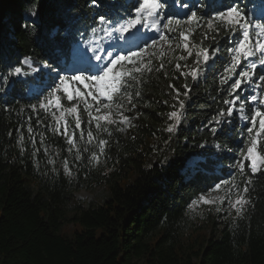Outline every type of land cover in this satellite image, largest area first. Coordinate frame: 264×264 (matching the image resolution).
Segmentation results:
<instances>
[{"label": "trees", "instance_id": "obj_1", "mask_svg": "<svg viewBox=\"0 0 264 264\" xmlns=\"http://www.w3.org/2000/svg\"><path fill=\"white\" fill-rule=\"evenodd\" d=\"M33 3L39 6V19L35 26L25 29L21 25L28 21L25 16ZM99 3V8H93L89 0H0V44L6 53L0 59V73L6 74L9 67L31 59V67L23 65L27 74L21 79L11 77L8 89L0 93V264H264V171L252 177L247 193L250 202L242 215L237 216L234 209L227 215L207 205L188 210L205 185L221 177L218 169L212 175L214 158L236 156V152L221 153L217 145L236 149L244 145L238 137L247 136L239 121L225 137L219 132L214 137L204 127L221 107L227 108L219 85V72L228 56L225 32L216 36V42L211 39L214 32L204 39L203 33L208 31L205 24L190 37V47L196 46L192 47L193 57L179 60V56H187L183 49L174 63L165 57L153 59V71L146 72L139 85L131 82L135 108L124 113L133 119L128 130L118 125L110 126V136L97 133L94 124L87 125L81 105L85 121V139L81 140L80 130L68 116L70 131H75L81 150L78 162L75 149L69 152L65 137L53 131L51 114L41 110L37 115L28 107L37 99L30 95L27 85L37 84L36 78L43 73L32 69L53 63L47 32L63 24V14L75 19L74 30L84 32L80 38L83 45L94 36L91 27L96 14L131 13L135 6L127 0ZM8 6L16 7L12 11L21 17L13 32L3 23ZM215 10L206 7L198 14ZM197 47L208 48L210 55L216 47L220 51L215 67L203 66L204 75L193 82L180 76L175 64L191 66ZM161 63L164 68L156 71ZM208 63L213 64V60ZM185 83L192 89L188 99L183 94L179 98L185 103V118L175 133H168L165 129L173 123L168 114L176 103L169 85L183 93ZM136 91L139 97H135ZM62 102L69 106L66 100ZM89 127L97 140L108 141L103 155L97 140L86 142ZM92 152L100 155L98 164L88 163ZM194 157L203 161V167L182 171L185 162ZM50 159L55 163H49ZM65 160L70 175L65 172ZM230 162L220 161L225 170L221 178H227ZM245 170V176L237 173L235 177L238 185L242 186L249 174L247 163ZM95 184L105 185L106 197L80 206L75 193ZM67 224L74 226L71 236L62 232Z\"/></svg>", "mask_w": 264, "mask_h": 264}, {"label": "snow or ice", "instance_id": "obj_2", "mask_svg": "<svg viewBox=\"0 0 264 264\" xmlns=\"http://www.w3.org/2000/svg\"><path fill=\"white\" fill-rule=\"evenodd\" d=\"M229 4L230 6L225 5V0H209L208 4L200 0L183 19L171 11L165 19L162 10L169 8L168 0H136V6L131 13L121 10L111 14H96L91 33L93 35L103 33L108 40L116 41L109 44V48L116 49L115 51L103 50L99 46L92 47L91 42L82 46L80 38L84 36V32L74 30L75 19L68 17L66 13L63 14V24H57L47 32L55 59L53 63H44L42 68L48 70L45 75L51 83L45 80L44 76L36 78L40 82L38 88L35 91L29 89V93L35 96L37 103L28 107L37 115L41 110L51 114L54 121L51 125L53 131L65 137L69 152L75 149V159L78 162L82 159L81 150L77 146L75 131H70L68 116L73 118L75 129L80 130L81 140L85 139V129L82 128L85 121L81 118V105L83 113L88 117L87 125L94 124L97 133L104 132L110 136V126H131V119L124 114L125 111L135 108L133 92L129 90L133 87L131 82L139 85L141 77L146 72L153 71V58L165 56L162 42L171 48L172 39L175 37L170 36L178 32L179 39L183 42L182 47L187 51V56L181 55L178 59L187 60L193 57L192 47H196L195 45L190 47L189 43L196 29L203 28L206 24L208 31L203 33V38L208 39L209 33L214 32L216 35L211 36L214 42L221 31L225 32L228 34L226 41L228 56L223 64V70L219 72V85L225 93L222 103L227 108L221 107L204 127L209 128L214 137L218 132L221 137H225L238 126L235 122L239 121L243 123V132L247 136L238 137L244 144L243 147L233 149L217 145L221 153L236 152V156L223 155L214 158L213 176L218 169L223 177L225 170L220 161L223 159L231 161L227 166V178L217 177L210 184H206L191 200L188 210L195 211L200 205H215L217 212L228 207L234 209L237 216L242 215L245 206L250 202L247 193L252 177L264 171V71H257L258 66H264V0H229ZM89 6L99 8V0H89ZM180 6L189 7L187 3ZM112 7L116 8L115 5ZM206 7L217 10L210 11L207 15L198 14V10ZM38 12V4L33 3L27 13L29 20L21 27L27 29L30 25L35 26L39 19ZM185 25L187 27H184ZM180 46L177 44V47ZM219 51L220 48L216 47L211 50L210 55L208 48L197 47L192 65L176 63L175 69L185 79L190 77L193 82H197L204 75L203 66H207L208 69L215 67ZM5 54L3 45L0 44V59H3ZM210 59L213 60V64L208 63ZM25 64L31 67V59L25 58L21 66L9 67L6 74L0 73V93L8 89L11 77H22L27 74L23 68ZM163 68L164 64L161 63L156 71ZM182 68L187 71H182ZM32 71L40 69L33 68ZM225 85L227 87H224ZM169 88L175 93L172 99L176 103L171 105L174 110L168 114V119L173 123H170L165 131L175 133L181 120L185 118V103L179 98L183 94L185 99H188L192 89L187 83L183 85V93L175 85H169ZM134 95L139 97L140 92L136 91ZM64 100L69 102V106L65 107L62 102ZM164 103L167 104V101ZM128 104L132 107L128 108ZM4 110L9 109L5 106ZM23 110L21 108V111ZM28 119L31 120V117ZM213 124L215 126L209 127ZM224 125L232 127L225 129ZM28 132H32L30 125ZM86 135V142L89 144L97 140L91 127L88 128ZM97 143L100 155H103L108 141L98 139ZM200 147L204 145L201 144ZM44 151L47 155V148ZM36 152H39V149H36ZM100 155L92 152L87 158L88 163L98 164ZM49 163L55 161L50 159ZM246 163L249 174L241 186L235 182V177L237 173L245 176ZM64 165L65 172L70 175L67 160L64 161ZM202 167L203 161L194 157L185 162L182 171H198Z\"/></svg>", "mask_w": 264, "mask_h": 264}, {"label": "rangeland", "instance_id": "obj_3", "mask_svg": "<svg viewBox=\"0 0 264 264\" xmlns=\"http://www.w3.org/2000/svg\"><path fill=\"white\" fill-rule=\"evenodd\" d=\"M207 2H209V0H207ZM14 8H16V7H14V6H8L7 9H9V13L6 15V18L3 21V23L6 26H9V29L12 32L17 27L18 20H20V18H21L20 15H18L17 13H14L12 11ZM168 9L169 8L162 10L165 13V19H167V16H168V13H169L168 12L169 11ZM25 17H26V19L29 20V17L27 16V14H26ZM32 19H35V18H32ZM171 37H175L174 39H172V46H171V48H169L166 44H163V42H162L163 50L166 53L165 56H163V58L165 57L166 60L172 61L174 63L176 61L177 57L180 55L179 53L183 50V47H182V43L183 42L180 41V39H179V33L178 32L172 33L171 36H170V38ZM101 41L104 42V47H101V45H100V42ZM112 43H116V41H114V40H108L106 38V36L104 35V37H103L102 40L100 38H97L94 42H91V46L92 47L99 46L103 50H105V48L109 47V44H112ZM177 44H180L181 46L180 47H177ZM88 54L91 55V52H89ZM153 59H158V58H153ZM25 66L26 67H29L26 64H25ZM43 70L46 73L48 72L47 69H44L43 68ZM53 75H54V73H53ZM18 78H21V77H18ZM132 124H133V119L131 121V126H132ZM131 126H123V127L128 130ZM106 195H107V192H106V189H105V185L104 184H100V185H96L95 184L94 186H92L88 190H83V191H80L78 193H75V198L78 201V203L80 204V206L86 207L90 202H100L102 199H104V197H106ZM207 206L210 207V208L212 207V208L215 209V205H211V206L207 205ZM222 207H224V206H222ZM230 211H231L230 208L224 207V210L222 212L224 214L227 213V215H228V213ZM69 216H71V214H69ZM62 230H63L62 231L63 234H65L66 236H71V234L73 233V230H74V226L72 224H67V225H65L63 227ZM206 233H208L207 230H205V234Z\"/></svg>", "mask_w": 264, "mask_h": 264}]
</instances>
